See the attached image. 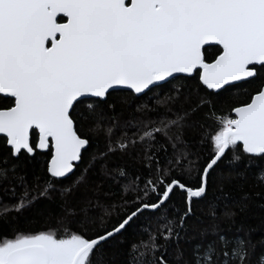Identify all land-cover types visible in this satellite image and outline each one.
<instances>
[{"label": "snow or ice", "instance_id": "6c2138e0", "mask_svg": "<svg viewBox=\"0 0 264 264\" xmlns=\"http://www.w3.org/2000/svg\"><path fill=\"white\" fill-rule=\"evenodd\" d=\"M226 86L248 99L218 116ZM0 94V264H264V237L259 250L251 237L264 196L222 183L251 173L264 188V0H0ZM90 133L105 141L91 155ZM38 150L50 159L30 182ZM108 178L120 187L101 199ZM54 196L56 223L17 227ZM35 215L53 219L47 205Z\"/></svg>", "mask_w": 264, "mask_h": 264}, {"label": "trees", "instance_id": "16d2710c", "mask_svg": "<svg viewBox=\"0 0 264 264\" xmlns=\"http://www.w3.org/2000/svg\"><path fill=\"white\" fill-rule=\"evenodd\" d=\"M210 51H215V47H212L210 49ZM183 77V76H181ZM190 87L192 89L196 88V83L193 81L190 84ZM229 88L228 91H224L222 93V96L220 98V102L217 103V115H228L229 114V109L232 108L233 106L243 103L244 101H246L248 99V95L246 93H244L243 91H238L237 89L234 88ZM253 89L249 88L248 92H252ZM120 94L124 97H126L129 100V104L128 105H124L122 107H126L129 110L134 109L135 104L137 103V101L135 100L134 96L129 95L130 92H126V91H119ZM197 95L195 93L192 94L191 96V100L193 102H195L197 100ZM150 103H154V101H150ZM6 101L5 98H3L0 95V107H6ZM117 110H120L119 108ZM125 115H127V112L125 113ZM86 130V128L82 129ZM93 135V139L91 141V144L88 148V154L91 155L92 153H96L98 151H101L104 149L105 146V141L104 138L102 136H95ZM196 135L195 132H190L189 133V139L194 138ZM199 150H200V160L199 163L203 164L205 162V160L208 158L209 154H210V149L207 146H198ZM8 154V148L5 144V140L3 137H0V157H4L5 155ZM50 159V157L47 155L46 152H39L37 153V157L35 160H32L31 158L26 157L25 158V164H24V170L27 171L28 176H29V180L31 182V177H32V173L35 172L37 175H39L41 177V180H43V177L45 175V172L43 170V168L41 167V165H45L46 161ZM125 160H127V157L124 158ZM123 161L120 160L119 158V154H117L116 156H113L110 160H109V166L112 168H115L118 164L122 163ZM83 166V163L82 165ZM241 167H243V165H241ZM253 171H255V166H253ZM89 175L91 177L92 181H101L104 180L103 177H101L99 175L98 170L95 172L90 171ZM71 177V175H70ZM190 182L195 184V181L197 179V176L195 174V172L192 174V176L189 178ZM122 182V181H121ZM223 183V189L225 192H233L234 193V188L235 185L237 183H242L243 184V189L246 192H250V193H256V192H260L262 196H264V188H259L255 186V182L254 179L251 175V173L248 176V179L246 182L244 181H233V183H228L227 180L222 181ZM109 184H111L113 186V190H117L119 189L120 185L116 182H114L111 178H108L107 180H105L104 183H102L100 185L101 191H100V196L101 199H105L103 193L108 191V187ZM81 191H85V189H81ZM88 194L91 195V189H88ZM219 192V185H217V187L213 190L212 195H215ZM79 195V193L77 194ZM0 199L3 200V202L5 203H10L11 202V197L10 196H4L2 195V193H0ZM107 199H112V200H116L118 199V197L115 196H109L107 197ZM180 197L177 196L176 200L179 201ZM254 199H256L257 201L260 200V197H255ZM60 204V199L58 196H54L53 200L51 202L41 199L39 201L36 202V204L34 205V208L32 210H30L29 212L25 213V215L23 217L20 218L19 223L17 224V227L21 230L24 231H35V230H40V229H44L48 226L49 223H56V217L58 216V214H60V208L58 207V205ZM50 207L52 213H53V219L51 221L49 220H43L38 218L35 215V210L36 209H40V208H44L45 206ZM169 211H171V209H169ZM208 208L204 205L201 204L197 210V215L201 217L202 220L205 221L204 224H193L191 225V227H193L195 230H199L203 227H205L208 223ZM219 211V210H218ZM253 212H256L257 215L250 218L248 220V223L251 224L253 227H258L259 224V209L253 208L252 209ZM116 217L113 216L112 219H115ZM237 224H239L241 217L238 215L236 218ZM90 229H94L95 231H100L99 228H96L94 225H89L88 226ZM220 227L221 229H226L227 227H229V225L223 221H221L220 223ZM234 227V226H233ZM252 240L254 243H257L258 245V250H259V241L261 239V237H264V232L262 231H254L251 234ZM0 238H11V232L9 231L8 236H0ZM107 255L110 256V252L106 253Z\"/></svg>", "mask_w": 264, "mask_h": 264}, {"label": "water", "instance_id": "95a60500", "mask_svg": "<svg viewBox=\"0 0 264 264\" xmlns=\"http://www.w3.org/2000/svg\"><path fill=\"white\" fill-rule=\"evenodd\" d=\"M213 47H215V46H213ZM179 76H184V74H178ZM227 87H229V86H226V88ZM119 91H126V92H130V90H128V89H124V88H121V89H119ZM1 96H2V94H0ZM91 99V98H90ZM234 115V114H233ZM0 137H2V135H0ZM39 152H46V151H40V150H38ZM75 171V170H74ZM71 175V174H70Z\"/></svg>", "mask_w": 264, "mask_h": 264}]
</instances>
